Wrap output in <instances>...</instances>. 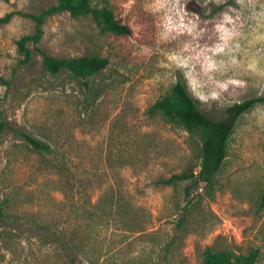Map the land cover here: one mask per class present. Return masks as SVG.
I'll return each instance as SVG.
<instances>
[{
	"label": "rangeland",
	"instance_id": "obj_1",
	"mask_svg": "<svg viewBox=\"0 0 264 264\" xmlns=\"http://www.w3.org/2000/svg\"><path fill=\"white\" fill-rule=\"evenodd\" d=\"M56 0H0V110L9 128L51 147L34 151L0 133V264H56L37 236L82 234V210L132 194L155 230L135 248L151 264H201L203 252L248 255L264 264V104L238 121L228 157L213 183L191 189L193 204L177 228L188 183L160 180L197 172L201 141L160 114H149L183 76L206 115L219 119L235 104L264 95V0H91L113 11L131 35L100 31L90 17L61 13L46 20L37 48L55 58L105 57L108 67L83 80L49 75L34 50L18 66L16 42L34 31L17 13L36 14ZM123 204V202H119ZM173 237L172 253L165 242ZM154 241V242H153ZM122 258V257H121Z\"/></svg>",
	"mask_w": 264,
	"mask_h": 264
},
{
	"label": "trees",
	"instance_id": "obj_2",
	"mask_svg": "<svg viewBox=\"0 0 264 264\" xmlns=\"http://www.w3.org/2000/svg\"><path fill=\"white\" fill-rule=\"evenodd\" d=\"M61 13H68L75 19L90 17L100 31L106 34L117 37L131 35L129 28L117 21L112 10L97 8L92 5L91 0H56L53 5L36 14L17 13L34 24L33 33L21 37L16 42L20 58L19 67L28 66L33 61L30 46L41 54L43 68L51 76H58L65 71L86 80L108 67L109 60L105 57L55 58L37 48L44 34L43 26L46 20ZM13 15L8 14L1 18L0 25L9 23ZM0 84L9 85L2 78ZM261 104H264V95L235 103L225 110L223 117L212 118L199 109L187 90L183 76L178 75L171 93L150 108L149 114H160L188 132H197L201 141V162L197 172H184L159 181L163 186L188 183L184 188L185 206L177 222L178 229L182 228L187 210L193 204L190 199L191 189H198L200 184L207 187L213 183L228 157L229 141L239 119ZM4 130L24 140L36 152L51 153V147L44 141L23 130L9 128L0 110V133ZM116 195L112 191L102 204H89V208H80L82 234H58L52 228L39 227L44 232L37 236L44 245L53 248L56 264H151L139 254H134V249L139 248L141 238H154L155 230L145 228L142 221L143 217L151 215L142 206L136 205L132 194H128V197L123 195L122 200H115ZM120 201L123 204H119ZM260 201L264 207V194ZM5 208L7 201L0 203V224L5 219ZM173 241L172 237L163 246L166 252L163 255L165 261L167 254L172 253ZM258 256L257 250L248 255H234L227 251H213L207 248L203 252L201 264H256Z\"/></svg>",
	"mask_w": 264,
	"mask_h": 264
}]
</instances>
